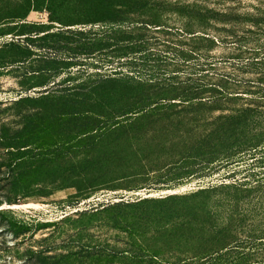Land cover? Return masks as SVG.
Returning a JSON list of instances; mask_svg holds the SVG:
<instances>
[{
  "label": "trees",
  "instance_id": "1",
  "mask_svg": "<svg viewBox=\"0 0 264 264\" xmlns=\"http://www.w3.org/2000/svg\"><path fill=\"white\" fill-rule=\"evenodd\" d=\"M26 2L27 10L44 11L46 19L15 16L9 28L15 32L0 45V67H13L20 86L13 104H28V109L60 120L69 117L77 153L89 172L100 171L91 174L93 183L113 170L103 171L108 165L118 168L117 162L127 163L128 175L152 168L137 166L145 150L167 153L174 160L169 168L178 176L238 165L245 156L252 159L250 165L264 163V45L255 38L263 34L258 27L264 25L263 17L246 19L258 31L237 34L230 24L219 29L223 35L213 37L170 28L147 0ZM190 12L201 21L244 20ZM0 25L9 26L5 20ZM202 41L235 46L231 75L209 82L201 63L193 70L199 75L179 74L197 57L208 56L199 51L205 47L198 45ZM245 72L253 76L240 77ZM232 100L239 103L224 105ZM214 110L218 114L212 116ZM56 135L64 139V133ZM247 183L232 180L189 193L106 202L99 211L88 212H106V222L127 233V251L134 258L141 252L183 253L190 245L199 254H218L231 237V209L250 202L261 184Z\"/></svg>",
  "mask_w": 264,
  "mask_h": 264
},
{
  "label": "rangeland",
  "instance_id": "2",
  "mask_svg": "<svg viewBox=\"0 0 264 264\" xmlns=\"http://www.w3.org/2000/svg\"><path fill=\"white\" fill-rule=\"evenodd\" d=\"M147 1L155 4L159 21L170 28L205 31L213 37L223 35L219 29L230 24L237 34L247 29L258 31L246 19H264V0ZM190 11L239 15L244 20L228 24L218 19L201 21ZM25 14L28 21L46 19L44 11L27 10L26 0H0V22L5 20L9 24L7 28L0 27V45L15 32L9 29L17 20L15 16ZM258 27L263 34L256 33L254 37L264 45V25ZM200 44L205 47L199 51L208 56L197 57L194 61L198 62L181 67L179 74L182 70L193 72L201 63L208 71L209 82L221 75H231L230 56L234 57L235 46L216 41ZM15 75L13 67H0V264H264V163L250 165L252 159L245 156L238 165L178 176L177 170L169 168L174 160L167 153L145 150L140 153L143 159L136 161L137 166L147 163L152 168H138L144 173L128 175L127 168H123L127 163L117 162L118 168L108 165L103 171L109 167L113 170L93 183L91 174L100 171L89 172L91 168L77 153L75 140H71L74 123L69 117L60 120L40 109H28V104H13L20 88ZM239 75L253 76L249 72ZM238 103L232 100L224 105ZM216 114V110L211 113ZM58 133H64L63 140L56 137ZM234 170V174L227 176ZM232 180H247L248 186L257 180L261 184L250 202L231 209V237L218 254H199L190 245L183 253L141 252L134 258L127 251V233L111 227L106 222V212H88L99 211L106 202L189 193Z\"/></svg>",
  "mask_w": 264,
  "mask_h": 264
}]
</instances>
